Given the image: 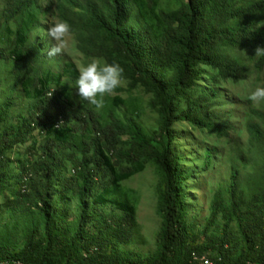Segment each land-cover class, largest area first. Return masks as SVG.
Wrapping results in <instances>:
<instances>
[{
    "label": "trees",
    "instance_id": "obj_1",
    "mask_svg": "<svg viewBox=\"0 0 264 264\" xmlns=\"http://www.w3.org/2000/svg\"><path fill=\"white\" fill-rule=\"evenodd\" d=\"M47 13L71 25L85 57L119 63L122 79L150 95L156 126L133 120L135 108L121 112L115 99L97 110L79 97L76 66L47 57L31 38ZM248 47H264V0H0V83L8 84L0 93V194L17 178L20 209L17 223L0 228V264H195L192 254L264 264V102L249 104L244 124L263 165L245 178L230 168L197 232L186 219L171 129L182 121L223 131L211 110L218 91L196 83L200 66L215 72L208 78L236 83L252 66L230 51ZM25 142L30 156L14 169L7 154ZM148 164L159 176L161 225L144 257L122 247L138 233V196L122 183Z\"/></svg>",
    "mask_w": 264,
    "mask_h": 264
},
{
    "label": "rangeland",
    "instance_id": "obj_2",
    "mask_svg": "<svg viewBox=\"0 0 264 264\" xmlns=\"http://www.w3.org/2000/svg\"><path fill=\"white\" fill-rule=\"evenodd\" d=\"M49 4L48 1L42 2L43 8ZM39 19L40 26L32 32L31 38L42 45L43 48V45H46L43 53L49 57L48 51L55 42L47 35V30L57 18L47 13L44 16L40 15ZM230 55L238 57L244 63L252 66L244 79L235 83L230 80H220L218 77L208 78L207 73L214 75L215 72L209 67L200 66V69L205 72L196 82L200 86L218 91L220 98L213 100L211 110L219 118V124L223 131L221 133L212 132L182 121H177L171 126L174 138L173 147L181 157L180 167L184 176H186L184 182L186 219L190 225L195 226L194 232L200 231L206 226L213 193L225 184L232 166L238 167L241 177L245 178L252 172L253 168L258 170V167L263 165V159L258 151L249 146L248 135L244 126L248 118L249 104L258 106L264 102L253 104L248 99L250 93L259 86V79L263 71V64L260 61L258 62L261 56H255V49L249 47L230 51ZM59 57L72 62L77 70L91 60V58L85 57L77 48V39L73 32L68 38V44L64 52L49 58L57 59ZM255 62L258 63L259 69L256 66L253 67ZM52 67L54 69L55 66ZM0 72L3 74V70H0ZM5 84L0 83V93L8 92L7 82ZM2 98V95H0V100ZM112 99H115L112 104H117V108L121 112L125 108H135L132 116L133 120L156 126V113L148 106L150 95L146 94L140 87L133 88L127 80L122 79L121 85L113 94L105 97V101L112 102ZM15 103L20 105L23 102L18 99ZM88 104L91 105L89 102ZM30 149V142H25L14 146L8 152L7 158L12 161L10 163L14 169L20 167L17 159L30 156ZM206 151L210 154L209 162L204 158ZM244 164L246 165L244 166ZM14 169L10 171V174H15ZM158 180L159 176L154 166L148 164L141 173L122 183L125 188L134 191L138 196L136 211L138 233L133 236L129 245L122 247L144 257L150 256L155 251L156 235L161 225L156 196ZM10 183V188L0 194V228L5 226L10 229L12 224L17 223L20 215L19 205L14 201V194L19 188L17 178L11 180ZM6 201L8 202L4 204ZM66 206L69 210V216L72 217L74 204H67ZM218 222L221 224L220 221ZM231 231L233 234L235 233L234 226H231ZM201 239L203 240V238Z\"/></svg>",
    "mask_w": 264,
    "mask_h": 264
},
{
    "label": "clouds",
    "instance_id": "obj_3",
    "mask_svg": "<svg viewBox=\"0 0 264 264\" xmlns=\"http://www.w3.org/2000/svg\"><path fill=\"white\" fill-rule=\"evenodd\" d=\"M71 33L72 27L67 21L59 18L55 19L47 30V35L55 42L48 51L49 57L64 52ZM255 56H264V47H257ZM78 71L79 75L75 83L79 97L100 110L104 107L105 97L113 94L121 85L124 69L119 63H108L102 58L93 57L88 63L80 66ZM248 99L253 104L264 101V86H257L250 93ZM193 256L195 258V254ZM200 259L203 264H211L209 260L203 257Z\"/></svg>",
    "mask_w": 264,
    "mask_h": 264
},
{
    "label": "built area",
    "instance_id": "obj_4",
    "mask_svg": "<svg viewBox=\"0 0 264 264\" xmlns=\"http://www.w3.org/2000/svg\"><path fill=\"white\" fill-rule=\"evenodd\" d=\"M202 256L195 255V258L192 254V259L195 262V264H203V261L200 259ZM211 264H214V262L211 260Z\"/></svg>",
    "mask_w": 264,
    "mask_h": 264
}]
</instances>
